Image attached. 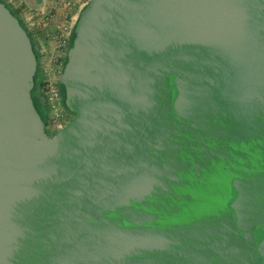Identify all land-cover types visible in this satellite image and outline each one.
<instances>
[{
    "label": "water",
    "instance_id": "1",
    "mask_svg": "<svg viewBox=\"0 0 264 264\" xmlns=\"http://www.w3.org/2000/svg\"><path fill=\"white\" fill-rule=\"evenodd\" d=\"M0 2V264H264V0H90L49 135Z\"/></svg>",
    "mask_w": 264,
    "mask_h": 264
},
{
    "label": "built area",
    "instance_id": "2",
    "mask_svg": "<svg viewBox=\"0 0 264 264\" xmlns=\"http://www.w3.org/2000/svg\"><path fill=\"white\" fill-rule=\"evenodd\" d=\"M54 2L62 5L66 0H54ZM71 39L72 35L68 28L65 25H58L52 46L43 51L38 62L40 94L48 109L45 123L52 133L64 128L71 121L70 111L64 104L59 86L60 76L71 47Z\"/></svg>",
    "mask_w": 264,
    "mask_h": 264
},
{
    "label": "crops",
    "instance_id": "3",
    "mask_svg": "<svg viewBox=\"0 0 264 264\" xmlns=\"http://www.w3.org/2000/svg\"><path fill=\"white\" fill-rule=\"evenodd\" d=\"M7 2L10 3L12 0ZM23 2L26 11L23 10L19 17L30 26L29 32L35 39L39 53L42 55L45 49L52 46L58 25H65L71 35L73 34L82 10L90 0H66L62 5H54L53 0H23ZM51 4L54 8L53 15L46 21V16L41 15L40 12H48Z\"/></svg>",
    "mask_w": 264,
    "mask_h": 264
},
{
    "label": "trees",
    "instance_id": "4",
    "mask_svg": "<svg viewBox=\"0 0 264 264\" xmlns=\"http://www.w3.org/2000/svg\"><path fill=\"white\" fill-rule=\"evenodd\" d=\"M0 2L2 3H5L6 6L12 11V13L19 18L18 16V13L12 8V6L6 1V0H0ZM84 10V9H83ZM82 10V12H83ZM20 19V18H19ZM20 22L22 24V26L27 30V33L29 35V37L31 38L32 40V43H33V50H34V53L36 54V57L38 59V62L40 60V53H39V48L37 46V43L35 41V39L32 37V34L29 32V29L27 28L25 22L23 20L20 19ZM76 27V26H75ZM74 36H75V29H74V32L72 34V39H71V44H72V41L74 39ZM40 87V82H39V76H38V72H37V75H36V78H35V85H34V88L32 90V100H33V103L35 105V107L38 105V104H41L43 103L44 101V98L42 97V95H40V93L38 92V89ZM62 96H63V100H64V104H65V89H64V86L62 85ZM66 105V104H65ZM42 117V116H41ZM43 120L46 121V115L42 118Z\"/></svg>",
    "mask_w": 264,
    "mask_h": 264
},
{
    "label": "rangeland",
    "instance_id": "5",
    "mask_svg": "<svg viewBox=\"0 0 264 264\" xmlns=\"http://www.w3.org/2000/svg\"><path fill=\"white\" fill-rule=\"evenodd\" d=\"M6 1H9V0H6ZM54 1V0H53ZM9 3V2H8ZM55 3V2H54ZM54 3H52V4H54ZM11 6H12V8L18 13V16H20L21 15V12H23V10H25V4H24V2H23V0H12V2H10L9 3ZM52 4H51V6H50V8H49V11L48 12H40V13H42L41 15H44V16H46L45 17V20L46 21H48V19L49 18H51V16L50 15H53V12H52V10L54 11V8L52 7ZM54 5H56V3L54 4ZM26 11V10H25ZM29 12V11H28ZM20 18V17H19ZM25 24H26V26H27V28L28 29H31L30 28V26L28 25V23H26L25 22ZM70 119H72L73 118V116H74V114L72 113V112H70ZM47 130L50 132V134H54V133H52L48 128H47Z\"/></svg>",
    "mask_w": 264,
    "mask_h": 264
},
{
    "label": "flooded vegetation",
    "instance_id": "6",
    "mask_svg": "<svg viewBox=\"0 0 264 264\" xmlns=\"http://www.w3.org/2000/svg\"><path fill=\"white\" fill-rule=\"evenodd\" d=\"M59 86H60V89L62 90V84H61V82L59 81ZM38 92L40 93V89H38ZM41 95V94H40ZM36 108H37V110H38V112H39V114L42 116V118L46 115V113H47V104H46V102L45 101H43V103H41V104H38L37 106H36ZM44 123H45V120H44ZM45 128H46V131H47V133L49 134V135H52V134H50V132L47 130V125H46V123H45Z\"/></svg>",
    "mask_w": 264,
    "mask_h": 264
}]
</instances>
